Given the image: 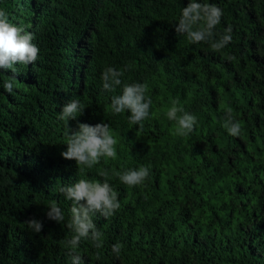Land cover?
<instances>
[{
    "label": "trees",
    "instance_id": "trees-1",
    "mask_svg": "<svg viewBox=\"0 0 264 264\" xmlns=\"http://www.w3.org/2000/svg\"><path fill=\"white\" fill-rule=\"evenodd\" d=\"M188 2L0 0L39 48L34 64L18 66L14 92L0 87V264H71L60 243L71 233L46 218L47 206L57 200L67 220L71 202L59 186L102 179L101 170L121 207L109 219L93 217L103 244L81 241L84 264H264V0H210L224 12L217 31L233 28L221 52L176 34ZM129 64L123 81L146 83L153 100L142 129L129 124L128 112H112L110 98L121 89H102L105 67ZM77 96L86 108L69 127L107 122L118 141L115 159L82 174L61 156L67 146L58 119ZM174 98L197 117L186 137L166 116ZM228 108L239 136L223 127ZM141 165L150 166L142 185L115 175ZM33 217L43 222L38 234L20 226Z\"/></svg>",
    "mask_w": 264,
    "mask_h": 264
},
{
    "label": "clouds",
    "instance_id": "clouds-1",
    "mask_svg": "<svg viewBox=\"0 0 264 264\" xmlns=\"http://www.w3.org/2000/svg\"><path fill=\"white\" fill-rule=\"evenodd\" d=\"M224 15L223 9L210 0H189L187 6L181 8L178 22L173 25L178 36H184L191 44L201 42L209 44L214 52H221L232 41V25L229 24L222 32L217 31ZM34 34L26 27L10 21L4 9H0V87L8 94H12L21 76L18 66L25 68L34 64L39 57V48L33 43ZM224 58L232 62L235 56L225 54ZM131 64L121 71L113 66L103 69L101 80L102 89L115 92L119 87L120 94L112 95L110 107L114 114L128 112V122L142 129L143 122L150 118L153 100L147 95L148 85L141 82L126 83L123 81L124 71L129 70ZM85 106L77 96L68 100L58 113V119L65 122L63 135L66 138V150L61 156L66 160H74L77 174L85 169H91L101 162L102 158L115 159L117 156L116 137L107 122L101 121L95 125L77 123L75 129L69 127V121L77 120L82 115ZM79 114V115H78ZM169 121L176 124L175 132L181 137L190 135L196 124L197 117L185 110L178 98H174L166 111ZM223 127L231 136L241 135V123L232 114V109L225 111ZM102 179L79 178L74 183H63L59 186V193L71 202L70 216L67 218L57 200L47 206L46 218L57 224H62L71 233L70 238L60 243L68 248L71 264H84L83 256L78 251L82 240L91 241L96 249L102 248L103 232L97 227L93 217L99 215L109 219L120 209L118 193L109 182V172H98ZM119 180L129 187L142 185L150 175V166L141 165L138 168L126 169L115 173ZM20 226L38 234L43 229V222L36 218H29ZM123 245H112L113 254L119 258ZM97 259L100 258L98 251Z\"/></svg>",
    "mask_w": 264,
    "mask_h": 264
}]
</instances>
